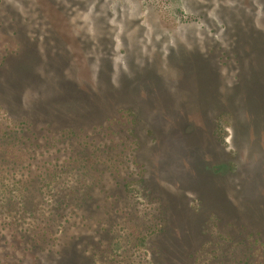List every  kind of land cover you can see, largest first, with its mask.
I'll return each mask as SVG.
<instances>
[{"label":"rangeland","instance_id":"obj_1","mask_svg":"<svg viewBox=\"0 0 264 264\" xmlns=\"http://www.w3.org/2000/svg\"><path fill=\"white\" fill-rule=\"evenodd\" d=\"M0 264H264V0H0Z\"/></svg>","mask_w":264,"mask_h":264}]
</instances>
